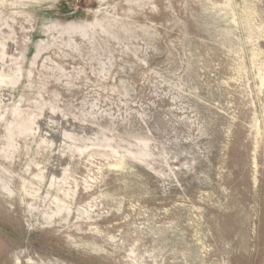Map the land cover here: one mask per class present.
<instances>
[{
  "label": "rangeland",
  "instance_id": "obj_1",
  "mask_svg": "<svg viewBox=\"0 0 264 264\" xmlns=\"http://www.w3.org/2000/svg\"><path fill=\"white\" fill-rule=\"evenodd\" d=\"M0 264H264V0H0Z\"/></svg>",
  "mask_w": 264,
  "mask_h": 264
}]
</instances>
